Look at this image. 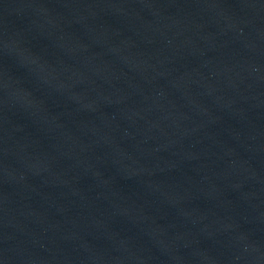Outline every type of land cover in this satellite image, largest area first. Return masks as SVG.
Listing matches in <instances>:
<instances>
[{
    "label": "water",
    "instance_id": "water-1",
    "mask_svg": "<svg viewBox=\"0 0 264 264\" xmlns=\"http://www.w3.org/2000/svg\"><path fill=\"white\" fill-rule=\"evenodd\" d=\"M0 264H264V0H0Z\"/></svg>",
    "mask_w": 264,
    "mask_h": 264
}]
</instances>
